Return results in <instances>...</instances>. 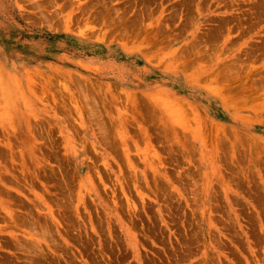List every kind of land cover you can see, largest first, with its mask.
<instances>
[{
    "label": "rangeland",
    "instance_id": "rangeland-1",
    "mask_svg": "<svg viewBox=\"0 0 264 264\" xmlns=\"http://www.w3.org/2000/svg\"><path fill=\"white\" fill-rule=\"evenodd\" d=\"M0 264H264V0H0Z\"/></svg>",
    "mask_w": 264,
    "mask_h": 264
}]
</instances>
